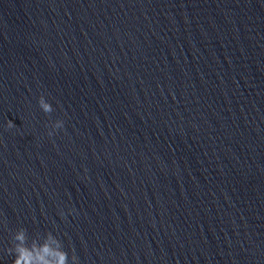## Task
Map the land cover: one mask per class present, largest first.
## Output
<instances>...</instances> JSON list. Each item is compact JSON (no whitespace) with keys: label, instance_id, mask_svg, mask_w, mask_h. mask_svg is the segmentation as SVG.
I'll return each instance as SVG.
<instances>
[{"label":"water","instance_id":"1","mask_svg":"<svg viewBox=\"0 0 264 264\" xmlns=\"http://www.w3.org/2000/svg\"><path fill=\"white\" fill-rule=\"evenodd\" d=\"M20 230L264 264V0H0V264Z\"/></svg>","mask_w":264,"mask_h":264},{"label":"clouds","instance_id":"2","mask_svg":"<svg viewBox=\"0 0 264 264\" xmlns=\"http://www.w3.org/2000/svg\"><path fill=\"white\" fill-rule=\"evenodd\" d=\"M39 107L44 113L53 111L52 105L47 102L44 96L39 98ZM63 124L62 120H56L52 124V132H49V135H52L57 129H62ZM13 126L11 121L7 122V127L12 128ZM13 239L15 244L9 249L14 254L13 264H25V262L27 264H69V260H71V264H78L77 257L75 255L69 257V253L51 233L45 237L43 243L34 240L32 244H29L24 230L17 231ZM52 241H55V244Z\"/></svg>","mask_w":264,"mask_h":264}]
</instances>
